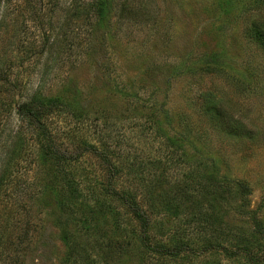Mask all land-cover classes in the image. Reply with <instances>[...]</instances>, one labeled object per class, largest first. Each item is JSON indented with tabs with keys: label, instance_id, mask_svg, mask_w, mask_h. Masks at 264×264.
Masks as SVG:
<instances>
[{
	"label": "rangeland",
	"instance_id": "obj_1",
	"mask_svg": "<svg viewBox=\"0 0 264 264\" xmlns=\"http://www.w3.org/2000/svg\"><path fill=\"white\" fill-rule=\"evenodd\" d=\"M91 1L0 0V221L5 205L30 207L34 227L25 264H56L66 254L62 225L53 221L59 215H49L37 199L36 131L15 113L38 85L46 93L63 84L80 89L86 110L101 119L98 128L115 149L112 160L122 168L118 185L137 190L143 201L149 200L143 188L154 187L168 201L171 185H183L186 173L227 178L234 189L219 200L217 230L249 233L258 221L257 242L264 246V38L257 34L264 30V0H111L102 22L88 8ZM167 151H184L188 164L174 168ZM135 159L147 166L145 173L127 181ZM72 169L99 179L105 172L90 155ZM156 203L152 241H185L190 233L180 234L178 219L161 217L165 206ZM95 219L97 234L76 235L83 249H103L93 242L101 235L102 242L119 243L110 261L160 264L144 254L126 216L115 221L95 213ZM65 227L72 228L71 220ZM6 239L0 234L3 252L10 247ZM188 261L243 264L214 248L180 262Z\"/></svg>",
	"mask_w": 264,
	"mask_h": 264
},
{
	"label": "trees",
	"instance_id": "obj_2",
	"mask_svg": "<svg viewBox=\"0 0 264 264\" xmlns=\"http://www.w3.org/2000/svg\"><path fill=\"white\" fill-rule=\"evenodd\" d=\"M110 1L94 0L88 6L91 12H96L100 22L109 12ZM259 30L257 34L264 38V30L260 28ZM213 53L209 55L212 61ZM80 94L77 86L63 84L56 91L46 93L42 86L38 85L15 110L18 118L32 131H36L38 138V153L35 160L37 166L35 175L38 177L36 184L39 191L37 199L48 208L49 215H59L53 221L62 225L60 240L66 248V254L64 253L56 264H118L108 260V257L112 251L118 250L119 243L112 244L111 239L102 242L100 235L95 237L93 242L101 243L105 250L94 247L88 251L76 240L79 233L94 236L99 232L96 228L98 223L95 213L103 216L110 214L115 221L126 216L130 222V229L133 233L136 231L134 233L136 240L144 254L150 257L151 261L155 260L160 264H189L191 261L186 263L180 261L184 257L192 260L197 251L210 248L216 249L228 259L239 258L243 264H264V246L257 242L262 233L260 222L254 221L255 227L249 233L233 232L228 227L224 233L217 230V226L222 222L219 200L224 193L230 196L231 190L234 189L226 176L223 175V178L227 180H219L208 174L204 179L186 173L182 179L183 185L175 182L171 185L174 195H169L168 201L161 198L154 191V187L150 190L146 189L148 187L143 188V192L149 196L148 201H143L139 198L137 190L118 185L122 168L112 160L115 149L113 151L110 148L108 134L101 133L98 128L101 119L86 110ZM95 135L98 143L94 140ZM171 142L176 145L174 140ZM166 154V162L171 163L174 168L188 164L184 151H167ZM87 155L101 161L105 171L102 179L90 171L77 173L72 169ZM149 160L155 163L151 158L146 161L151 163ZM142 164L143 162L137 159L131 163L128 168L133 169L129 170L127 181H133L139 174L145 173L147 166ZM2 168L4 174L6 168L4 166ZM148 174L160 178L162 172L150 171ZM239 190L244 191L243 187ZM156 199L165 206L161 217L178 219L181 226L180 234L190 233L185 241H182L180 236L175 240L176 235L170 238V242L175 240L177 244L152 241L150 236L153 228L152 217L155 218L158 213L153 210L157 205ZM5 207L9 208L5 210L0 221L2 224L0 234L8 239L6 242L10 247L4 249L6 252L0 250V262L25 264L29 255L28 242L34 227V217H31V209L26 203L18 202L14 206ZM196 215H200L201 218L195 219ZM68 220H71V229L65 227ZM192 223H197V226ZM211 240L214 243H211ZM101 252L107 253L108 256L103 257ZM158 259L165 261L159 262ZM209 264L221 263L216 261Z\"/></svg>",
	"mask_w": 264,
	"mask_h": 264
}]
</instances>
